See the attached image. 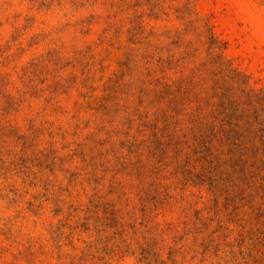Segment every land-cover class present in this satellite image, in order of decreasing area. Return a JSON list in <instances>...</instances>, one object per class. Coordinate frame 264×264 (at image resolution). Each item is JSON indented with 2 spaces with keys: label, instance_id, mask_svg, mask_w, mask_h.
Segmentation results:
<instances>
[{
  "label": "rangeland",
  "instance_id": "rangeland-1",
  "mask_svg": "<svg viewBox=\"0 0 264 264\" xmlns=\"http://www.w3.org/2000/svg\"><path fill=\"white\" fill-rule=\"evenodd\" d=\"M0 264H264V0H0Z\"/></svg>",
  "mask_w": 264,
  "mask_h": 264
}]
</instances>
